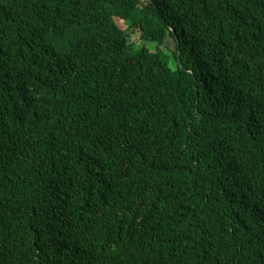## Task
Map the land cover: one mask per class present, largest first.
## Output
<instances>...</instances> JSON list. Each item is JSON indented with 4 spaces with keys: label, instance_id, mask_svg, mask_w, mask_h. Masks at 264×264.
<instances>
[{
    "label": "trees",
    "instance_id": "16d2710c",
    "mask_svg": "<svg viewBox=\"0 0 264 264\" xmlns=\"http://www.w3.org/2000/svg\"><path fill=\"white\" fill-rule=\"evenodd\" d=\"M0 264H264V0H0Z\"/></svg>",
    "mask_w": 264,
    "mask_h": 264
},
{
    "label": "rangeland",
    "instance_id": "374dc122",
    "mask_svg": "<svg viewBox=\"0 0 264 264\" xmlns=\"http://www.w3.org/2000/svg\"><path fill=\"white\" fill-rule=\"evenodd\" d=\"M129 42L131 43H135L137 46L141 45V43H143L141 41L140 38V33L138 30L133 31L130 35H129ZM146 45L148 46V48L150 49H156V45L153 43H146ZM174 42L172 40L171 37L167 36L163 42L162 45H160V51L163 52L164 55H170L172 54V52H174ZM171 63L174 66V62L173 59L171 57Z\"/></svg>",
    "mask_w": 264,
    "mask_h": 264
}]
</instances>
